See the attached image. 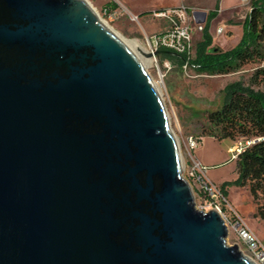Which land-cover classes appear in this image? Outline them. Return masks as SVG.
Listing matches in <instances>:
<instances>
[{
  "label": "water",
  "instance_id": "obj_1",
  "mask_svg": "<svg viewBox=\"0 0 264 264\" xmlns=\"http://www.w3.org/2000/svg\"><path fill=\"white\" fill-rule=\"evenodd\" d=\"M228 234L196 206L156 82L92 4L0 0V264H258Z\"/></svg>",
  "mask_w": 264,
  "mask_h": 264
},
{
  "label": "rangeland",
  "instance_id": "obj_2",
  "mask_svg": "<svg viewBox=\"0 0 264 264\" xmlns=\"http://www.w3.org/2000/svg\"><path fill=\"white\" fill-rule=\"evenodd\" d=\"M98 12L100 18L107 21L121 36L135 40L139 50L148 48V38L165 28L164 20L153 16V11L185 5L201 9L209 13L216 11L215 4L208 5L211 0H88ZM115 1L118 7L112 8L110 2ZM240 3L236 8L216 11L209 23V33L213 38L211 46L217 50H230L240 42L244 24L251 12V0H224V6ZM207 21V24H208ZM207 26V25H206ZM225 27L224 34L218 35L217 29ZM206 28V27H205ZM202 34V33H201ZM201 34L199 35L201 37ZM198 36V38H199ZM196 39V42L198 40ZM197 45V44H196ZM197 48L192 54L190 67L186 70L173 60V68L165 73V67L159 59V67L151 59L146 65L147 70L156 82L166 104L172 128L181 145L184 158V174L190 182L199 209L209 210L212 206L199 196L200 182L194 180L187 173V156L184 140L188 136L208 137L207 112L222 106L226 97L228 84L237 83L264 93V60L249 62L242 68L229 73L209 74L201 73L193 65ZM142 55V54H141ZM142 58L145 59L144 55ZM247 139L236 140L209 136L201 145L197 154L209 166L208 177L214 181L223 192V184H227L228 196H221L220 202L224 219L228 224L229 245H238V249L245 255H251L248 244L242 239L239 228L250 229L264 245V218L257 214V205L253 200L249 186L238 185L239 172L237 159H231L229 147ZM224 194V193H223Z\"/></svg>",
  "mask_w": 264,
  "mask_h": 264
},
{
  "label": "trees",
  "instance_id": "obj_3",
  "mask_svg": "<svg viewBox=\"0 0 264 264\" xmlns=\"http://www.w3.org/2000/svg\"><path fill=\"white\" fill-rule=\"evenodd\" d=\"M220 1L216 11L220 8ZM109 6L116 8L118 4L112 1ZM216 11L211 13L203 40L197 46L193 61L197 70L209 74L229 73L249 62L264 60V0H251V12L244 24L243 36L237 46L226 51L210 48L213 38L209 23ZM160 58H176L178 64L182 63V58L172 53H162ZM207 119L209 136L257 140L247 145L237 159V184L249 186L257 205L256 213L264 218V93L237 83L228 84L224 103L209 110ZM226 185H222L225 197L228 196Z\"/></svg>",
  "mask_w": 264,
  "mask_h": 264
},
{
  "label": "built area",
  "instance_id": "obj_4",
  "mask_svg": "<svg viewBox=\"0 0 264 264\" xmlns=\"http://www.w3.org/2000/svg\"><path fill=\"white\" fill-rule=\"evenodd\" d=\"M153 16L157 19H162L167 22V26L162 31L152 35L148 38V48L146 50L153 53L152 60L159 67V59L161 54H156L157 51L163 49L173 52L182 58V67L185 70L190 67V60L195 51L194 31L195 25L203 29V21L206 19L207 12L190 8L185 5H176L171 7L160 8L154 10ZM224 28L218 29L223 32ZM165 73L173 68V60L170 58L161 59ZM204 136H188L184 140V147L187 156V173L194 180L200 182L199 196L204 199L206 203L222 212L220 198L225 195L218 187V185L208 177L209 166L205 164L196 154V149L203 142ZM255 140H247L245 144L239 142L229 147L231 159L239 158L240 153ZM203 209V208H202ZM205 210V209H204ZM239 233L242 239L248 244L251 252V257L256 260L258 264H264V245L258 237L248 228H239Z\"/></svg>",
  "mask_w": 264,
  "mask_h": 264
},
{
  "label": "crops",
  "instance_id": "obj_5",
  "mask_svg": "<svg viewBox=\"0 0 264 264\" xmlns=\"http://www.w3.org/2000/svg\"><path fill=\"white\" fill-rule=\"evenodd\" d=\"M212 1V3L211 2H209V4L208 5H212V4H215V7L217 6V3H218V0H211ZM240 5V3H236V4H233V5H230V6H228V7H225L224 6V0H221L220 1V10L221 11H227V10H230V9H233V8H236L237 6H239ZM173 6V5H172ZM175 6V5H174ZM190 8H193V7H190ZM201 10V9H200ZM219 11V10H218ZM216 15H218V14H216ZM208 17H209V13L207 14V16H206V19L203 21V24H204V28L203 29H200V28H198V26H197V24L195 25V31H194V44H195V48H197V46H198V43L200 42V41H202L203 40V37H204V30H205V27H206V25H207V21H208ZM214 18V17H213ZM212 18V19H213ZM212 21V20H211ZM164 23H165V25L167 26V22L166 21H164ZM166 26H165V28H166ZM221 27H223L224 28V30H223V32H219L218 31V29L219 28H221ZM164 28V29H165ZM218 29H217V31H218V35H222V34H224V31H225V27L224 26H220ZM163 30V29H162ZM161 30V31H162ZM202 33V34H201ZM201 34V37L199 36ZM198 36H199V38H198ZM198 38V40H197V42H196V39ZM213 43V42H212ZM197 44V45H196ZM212 45V44H211ZM216 48V47H214V46H210V48ZM234 48V47H233ZM221 51H223V50H221ZM224 51H226V50H224ZM209 137V136H208ZM208 137H204V139H203V142L200 144V146L201 145H203V143L205 142V140L208 138ZM199 146V147H200ZM198 147V148H199ZM198 148L196 149V154H197V150H198ZM197 156L199 157V155L197 154ZM200 158V157H199ZM201 159V158H200ZM202 160V159H201ZM203 161V160H202ZM204 162V161H203Z\"/></svg>",
  "mask_w": 264,
  "mask_h": 264
},
{
  "label": "bare ground",
  "instance_id": "obj_6",
  "mask_svg": "<svg viewBox=\"0 0 264 264\" xmlns=\"http://www.w3.org/2000/svg\"><path fill=\"white\" fill-rule=\"evenodd\" d=\"M96 11V9H95ZM96 14L98 15L99 19L104 22L105 24H107L109 27H111V25L107 22V21H104L100 18L98 12L96 11ZM112 28V27H111ZM113 29V28H112ZM114 30V29H113ZM123 40L124 42L132 49V51L138 56V58L142 61V63L144 64V66L146 67V65L151 61V57H146L144 55V52L145 51H148V50H142L140 51L139 50V47L140 45L135 41V40H129V39H126L124 38L123 36H121L116 30H114ZM144 55L145 59L142 58V55ZM184 157V156H183Z\"/></svg>",
  "mask_w": 264,
  "mask_h": 264
}]
</instances>
